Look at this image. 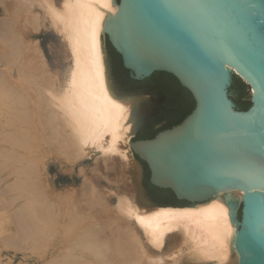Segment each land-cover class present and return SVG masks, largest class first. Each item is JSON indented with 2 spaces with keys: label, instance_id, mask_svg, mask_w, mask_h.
Returning <instances> with one entry per match:
<instances>
[{
  "label": "water",
  "instance_id": "obj_1",
  "mask_svg": "<svg viewBox=\"0 0 264 264\" xmlns=\"http://www.w3.org/2000/svg\"><path fill=\"white\" fill-rule=\"evenodd\" d=\"M114 3L119 10L106 20L102 41L107 77L115 95L137 100L132 110L136 135L152 113L158 94L122 88L112 71L108 42L135 80L130 86L150 83L145 79L157 72L168 73L195 101L194 109L180 123L152 138L132 137L141 206L183 207L154 200L144 184L146 166L150 183L171 190L177 199L189 203L186 206L207 202L220 191L243 189L240 203L238 198H226L231 221L236 223L232 241L238 264H264V0ZM237 80L249 93L247 109L238 105L248 100L241 99L247 93L234 87ZM176 84L174 95L185 94Z\"/></svg>",
  "mask_w": 264,
  "mask_h": 264
},
{
  "label": "bare ground",
  "instance_id": "obj_2",
  "mask_svg": "<svg viewBox=\"0 0 264 264\" xmlns=\"http://www.w3.org/2000/svg\"><path fill=\"white\" fill-rule=\"evenodd\" d=\"M18 1H20L21 3L26 2V4L29 2V4L26 5V6H30L27 9V11L28 10L32 11L33 8L32 4H34L33 2L34 0H32V2H30L31 0H18ZM17 3L19 4V2ZM41 5H43V7L45 8L48 17L50 18V22L52 21L51 24L58 25L57 26L59 27L58 30L61 33H63V36L67 40V45L69 47V52L72 58L70 70H68L69 71L68 77L66 76L67 79H66L65 87L60 91H56V89H53L51 86L49 87L47 85L48 83L47 81H50L52 77L51 75L48 74L47 63L45 62L44 58L38 55L40 53L42 54V52L39 50L38 47L36 48V50H34L35 47H33L32 49V51L34 50L33 53L35 54L33 55L31 53L33 56L30 55L32 59L30 58L31 60L29 61V64L32 67L34 66L36 68L37 67L40 68L39 70H42L43 77L45 78V80H43L44 78L43 79L41 78L42 81H45L44 82L45 84L41 86V90L43 93L44 92L47 93L46 95L47 99L45 100V104L44 102H42L44 106L46 105L44 108L48 114V116L46 115L47 116L46 121L45 122L43 121L44 125H46L45 127L48 126L47 128H49V131L51 132V137L54 139V142L56 141L59 144V146L65 149L66 151L65 150L63 151L68 153L69 156L75 157L76 154H79V156L80 155L89 156V154L93 151L112 153L127 158L128 160L127 162H129L131 165L133 163V160L136 161L133 155L130 141L132 136L135 134V128L137 125L136 115L132 114L134 103L137 100L125 98V97H119L115 95L113 91L110 89L108 77H107L103 42H102L106 20L112 16H116L119 10V5L114 3V0H63L61 6L60 5L58 6L56 3H53V1L51 0H42ZM16 8H19V6L17 7L16 5ZM13 11L17 12L19 10L14 9ZM31 13L33 14V16L30 15L31 16L30 18L31 19L34 18L32 22L35 25V21L40 20L42 14L41 15L39 13L34 14L33 11ZM8 19L9 18H7V20ZM10 22L12 21L10 20ZM8 23L9 22L7 21L6 22L7 28H6V24L4 25L6 30L8 29L10 30ZM33 23L31 25H33ZM8 33H6L10 35L8 37L12 38V40L14 41L12 36L14 35L15 37L14 30L11 29L10 31H8ZM8 37L7 39H9ZM5 38H3L4 41H6ZM12 40L10 39L9 41ZM17 41L18 40H16L14 43H17ZM14 43H12L13 46ZM7 44L9 46L10 45L12 46V44H9V42ZM19 46L21 47V45ZM24 61L25 59L23 60V62ZM24 63L26 64V62ZM227 66L231 67L234 71H236L239 75H241L239 71L235 69L232 65H229L227 63ZM23 68H25L24 65ZM243 77L246 80H248L244 75ZM253 90L255 91L254 87ZM38 96H40V94ZM19 144H21V142ZM27 152L29 153V150H27ZM22 153H25L24 156H27L26 151ZM116 158L118 157L116 156ZM121 158L122 157H119V159ZM25 159H22V161ZM137 169L138 168L136 167L132 169V173L134 172V176H135L134 178L135 182L134 181L126 182L124 184L126 192L120 194L117 197V203L115 205L116 210L114 214H112L113 218H111L110 221L106 224L105 221H101L102 218L97 219V214L93 215V220L90 221L89 224H85V226L86 225L87 226L84 227L83 230H80L78 232L76 239V241H78L77 242L78 244H76V246L79 245L80 250L84 249L87 253L80 256L79 254H77L74 256V258L72 254H69L70 256H72L71 258L75 259V261L72 262H75V264H159L162 261L167 262L165 257H168L170 254L165 257H162L161 256L162 254L157 255L158 257L153 256L156 254L152 255L150 252L151 248L149 249L148 248L149 246L147 247L145 242L142 241V235H143V237L145 236V238L148 240L147 242L152 244L151 247L154 245L155 248L161 247L162 245L165 244L166 241L172 240L173 238V240L176 241L175 244H178L177 246L179 247V249L175 248V250H178V252L176 253L178 255V257L176 256L177 258L172 256V255H176L173 253L172 255L169 256L170 258L171 256L173 257L174 262L182 258L186 264H238L239 255L235 247V242L233 243L232 241V237L233 240H235V236L237 232L236 230L234 233V227L236 223H232L231 221L230 207L226 203V198L229 200L230 197L232 198V200H236L238 198L240 203L242 199V195L245 193V190L240 189L238 187H234L228 190L220 191L216 194L217 196L215 195L216 196L215 198H212L207 202L197 203L195 204V206H183V207L156 206V207L144 208L141 206L140 200L138 199L139 192L137 191L138 188L136 184ZM19 173H22L23 175L25 174L24 171L22 172L19 171ZM32 179L34 178L32 177ZM21 181H23L22 178H20V182ZM26 181H24V183ZM27 183L24 185L27 186L28 185ZM29 186L31 188V185ZM32 187L34 186L32 185ZM82 187L85 190L84 195H87V196H83L82 194L83 196L82 202L85 201L86 202V203L84 202L85 205L88 204L90 206V209L92 208L94 210L95 208H101L105 210L106 208H108L109 205L106 203L107 200L104 201L105 198L102 195L101 191L97 190L96 187L94 188L92 184H90V186L83 184ZM25 188L23 187L24 190H26ZM47 188L48 187L43 189L47 190ZM43 189L39 191L41 192L43 191ZM28 192H30L29 188L26 193ZM29 194L30 193H28L27 196ZM44 194L42 196H44ZM33 195L36 194L34 193ZM15 198L13 199V201L15 200ZM41 199L43 200V198ZM46 200L48 201V199L44 198V202ZM35 202L36 201L34 200V203ZM44 202L43 205L39 207L41 208L42 213L47 212L48 209L46 202L45 203ZM7 203L9 204V202ZM30 204L28 205L30 206ZM10 206L12 205L10 204ZM25 211H27V209ZM25 211L23 212L25 213ZM31 212L32 209L30 213ZM30 213L28 212V215ZM51 214L53 215V213ZM28 215H27V220L28 219L30 220V218H28L30 216ZM34 215L36 218L38 217L36 214H33V216ZM20 220H22V218H20ZM48 220L50 221V218ZM46 223L45 226L49 225L48 223L47 224ZM23 224L26 225V223L24 222ZM32 224H34V222L31 223V228L37 225L34 224L32 227ZM26 227L22 229L26 230L30 226L27 228ZM37 227L38 226H36V228ZM31 228L27 230H31ZM25 230L23 231L24 235L25 234L27 236L33 235V234L29 235L30 233L33 232H30L28 234L27 232L29 231H26L25 233ZM17 232L18 231H16V233ZM105 240L106 242L108 240V242L106 243ZM77 253H79V251ZM63 263L66 264L65 262Z\"/></svg>",
  "mask_w": 264,
  "mask_h": 264
},
{
  "label": "rangeland",
  "instance_id": "obj_3",
  "mask_svg": "<svg viewBox=\"0 0 264 264\" xmlns=\"http://www.w3.org/2000/svg\"><path fill=\"white\" fill-rule=\"evenodd\" d=\"M51 1L58 6H61V3L63 2V0ZM15 2H19V4H16ZM30 2H32V0ZM33 2V8L31 6L33 13L42 14L40 20H36L37 22L35 21V25L32 22L34 18H30V15L33 16L31 13L32 11H27L30 6L26 5H28L29 2L27 4L26 2H22V5L18 0H0V149L2 150H0V264H64L63 262L66 264H75V262H72L75 261V259H73L75 255L79 254L80 256L87 253L84 249L80 250L79 245L76 246V244H78V241H76L78 232L87 226H85V224H89V222L93 220V215L97 214V219L102 218L101 221H105L106 224L111 218H113L112 214H114L116 210L115 205L117 203V197L126 192L124 185L126 182H135V176L134 172L132 173V169L135 167L138 168V166L136 161L133 160L131 165H135L131 166L130 163L127 162V158L112 153L93 151L89 156H79V154H76L75 157L69 156L68 153L65 152V149L59 146L56 141L54 142V139L51 137V132L49 131V128H47L48 126L45 127L46 125H44L48 114L44 108L46 106H44V104L47 99V93H43L41 90V86L45 84V81L41 80V78H44L42 70H39L40 68L38 67L30 66L29 61L32 59L31 56L35 54L33 51L38 47L42 52V54L40 53L38 55L44 58L47 63L48 74L52 77L50 81H47V85L56 89V91H60L65 87L72 58L67 45V40L63 36V33L58 30V25L51 24L52 21L50 22V18L48 17L45 8L41 5L42 0H34ZM16 5L17 7L19 6L20 9L16 8ZM4 9H7L8 11L6 10L5 12ZM14 9H18L19 11L14 12ZM7 18L9 19L7 20ZM5 20L6 22H9L8 26L10 30H14L15 37L12 35L14 41L12 38L8 37L10 36L8 35L10 33H8V31L10 30H6L7 24ZM10 20L12 22H10ZM32 23L33 25H31ZM37 23L39 27L37 26ZM5 24L6 28L4 26ZM31 26L34 27L32 28ZM7 37L9 39H7ZM3 38H5L6 41H4ZM10 39L13 42L9 41ZM15 39L21 41L14 43L16 41ZM8 42L9 44L14 43V46L13 44L12 46H9L7 44ZM17 44L21 45V47ZM33 47L35 48L32 51ZM24 59V62L30 67L23 62ZM23 65L25 68H23ZM43 80H45V78ZM247 92L246 88V93ZM39 94L40 96H38ZM241 99L249 101V93L241 96ZM42 102H44V104ZM163 124L164 122L156 124L154 129H157ZM135 135L136 132L132 137ZM18 142H21V144ZM27 150H29V153ZM25 151L27 156H24L25 153H22ZM115 155L118 158H116ZM23 157L28 160V163ZM119 157L124 159L121 160ZM21 158L25 159L23 161L26 162H23ZM6 160L9 161L7 162ZM19 171H24L27 175H23L22 173H19ZM19 175L23 176L21 177ZM32 177L34 179H32ZM20 178H22L23 181L20 182ZM24 181L26 182L24 183ZM22 183H27L28 185L26 186ZM83 184L89 186L92 184L94 188L96 187L97 190L102 192V195L105 198L104 201L107 200L106 203L109 205L106 210L95 207H93L95 210L92 208L90 209L88 204L85 205V201V203L82 202V197L87 196L84 195L85 190L82 187ZM29 185H31V188ZM32 185L34 187H32ZM23 187L26 190H24ZM46 187H48L47 190L43 189ZM28 188L30 191L28 193L30 194L27 196L28 193L26 192L28 191ZM41 188L43 191L40 192L39 190H42ZM34 193L36 195H33ZM43 194L44 196H42ZM40 197L43 198V200ZM14 198L15 200L13 201ZM44 198L48 199L49 202L47 200V202L45 201L48 209L47 212L42 213L41 208L39 207L43 205ZM34 200L36 201L35 203ZM7 202H9V204ZM26 203L31 204L29 206ZM10 204L12 206H10ZM26 209L27 211H25ZM31 209L32 212L30 213ZM21 210L25 211V213ZM28 212L30 213L29 215ZM50 212L53 213V215ZM32 213L36 214L38 217L36 218ZM26 214L30 216L28 217L30 220H27ZM46 217L48 219L50 218V221ZM20 218H22V220H20ZM23 222L26 223V225L23 224ZM32 222L37 224L34 227V224H32L33 228L38 226L36 229L31 228ZM46 222L49 225L45 226ZM26 226L31 228V230H27L29 228ZM25 227L27 228L26 230L24 229L25 233L26 231H29L27 232L28 234L33 232L29 234H33L32 236L24 235V230L22 228ZM16 231L19 233H16ZM142 241L145 242L147 247L149 246V249L151 248L150 252L152 255L156 254L153 256L162 254L161 256L165 257L169 254L172 255V253L176 254L178 250H175V248L179 249L177 246L178 244H175L176 241L173 240V238L172 240L166 241L164 245L158 248H155L154 245L151 247L152 244L147 242L148 240L145 236L143 237V235ZM77 248L79 253H77ZM69 254H72L73 258H71L72 256ZM169 256L165 257L167 262L162 261L159 264H163V262L164 264H186L182 258L174 262L172 256L177 258V254L172 255L171 258Z\"/></svg>",
  "mask_w": 264,
  "mask_h": 264
},
{
  "label": "flooded vegetation",
  "instance_id": "obj_4",
  "mask_svg": "<svg viewBox=\"0 0 264 264\" xmlns=\"http://www.w3.org/2000/svg\"><path fill=\"white\" fill-rule=\"evenodd\" d=\"M107 49H108L109 54L112 57L111 67H112L113 74L117 82L121 84L123 89L125 90H152L158 94L157 97L153 101L152 113L149 115V117L145 119L143 124L140 126L134 140L152 138V136L139 137V135L140 133L146 132L147 130H149V128L152 127V125H154L156 121H160V119L162 118L164 119L162 120V122H164V124H168L170 121L168 120V118L176 114L177 110H176L174 98H172L170 94L171 92L167 90L168 89L167 87L163 88L164 86H162V83L156 80L153 83L151 82V83L141 85V86H136V87L130 86L128 84L130 83L129 81L130 77L128 74L129 72L123 67L121 56L112 48L109 42L107 43ZM150 78H147V79H150ZM152 128H154V126ZM146 178L147 177L145 173L144 184L149 191V185L146 182Z\"/></svg>",
  "mask_w": 264,
  "mask_h": 264
},
{
  "label": "trees",
  "instance_id": "obj_5",
  "mask_svg": "<svg viewBox=\"0 0 264 264\" xmlns=\"http://www.w3.org/2000/svg\"><path fill=\"white\" fill-rule=\"evenodd\" d=\"M147 80H152L151 81L152 83L155 80L156 81H160L162 83V86H164L163 88L167 87V88L171 89L170 90V92H171L170 94H171V96L173 95V97H174V102H175V106H176L177 112H176L175 115H173L172 119H170L169 123L166 124L165 127L159 129L158 131L147 130L146 132L140 133L139 137H143V136H148V137L152 136L153 137L159 131H161L163 129H166V128H169V127H172L173 125H176V124L180 123L189 113H191V111L195 107V101H194L191 93L188 90H186L185 88H183L179 84L177 79L175 77H173L172 75H170L168 73L157 72L150 79H147ZM129 81H130V83L135 82V80H133L131 78H130ZM174 81L177 82L178 84H176ZM175 84L179 85L185 91V94L179 95V96L174 95V93H175L174 89L176 88ZM234 87H237L239 89V91L241 92V94L246 93V86L241 80H237L235 85H234ZM238 105L241 108H243V109H247L250 106V102L248 101V102H245V103H239ZM183 110H187L185 115L182 118L174 119L178 115V113L180 111H183ZM146 168H147L146 182L149 185L150 195L154 198V200L156 202L164 204V205H171V206H186V205H189L188 202L181 201V200L177 199L176 196L174 195V193L171 190H169V189H160L158 187L153 186L150 183V181H149V175H150L149 169H148L147 166H146Z\"/></svg>",
  "mask_w": 264,
  "mask_h": 264
}]
</instances>
